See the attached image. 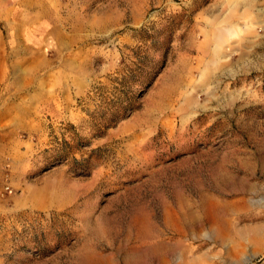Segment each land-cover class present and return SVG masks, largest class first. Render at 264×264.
<instances>
[{
	"label": "rangeland",
	"instance_id": "rangeland-1",
	"mask_svg": "<svg viewBox=\"0 0 264 264\" xmlns=\"http://www.w3.org/2000/svg\"><path fill=\"white\" fill-rule=\"evenodd\" d=\"M0 28V264H264V0H1Z\"/></svg>",
	"mask_w": 264,
	"mask_h": 264
},
{
	"label": "crops",
	"instance_id": "crops-1",
	"mask_svg": "<svg viewBox=\"0 0 264 264\" xmlns=\"http://www.w3.org/2000/svg\"><path fill=\"white\" fill-rule=\"evenodd\" d=\"M254 1V0H253ZM253 7H254V2H253ZM253 10H256V7L253 8ZM0 15H1V0H0ZM0 33H1V28H0ZM1 39V38H0Z\"/></svg>",
	"mask_w": 264,
	"mask_h": 264
}]
</instances>
